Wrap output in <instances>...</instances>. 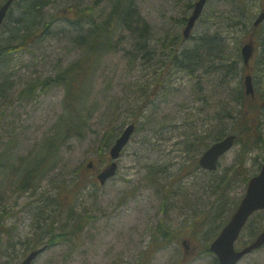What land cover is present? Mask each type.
<instances>
[{"label": "rangeland", "instance_id": "374dc122", "mask_svg": "<svg viewBox=\"0 0 264 264\" xmlns=\"http://www.w3.org/2000/svg\"><path fill=\"white\" fill-rule=\"evenodd\" d=\"M75 1L84 5L92 0H57L48 4L43 14L48 18ZM134 1L152 28L148 59H141L143 55L139 57L136 53L125 59L134 39L126 31L117 32L112 40L115 48L103 54L93 80L92 97L96 98L98 110L93 111L92 129L84 139L68 140L60 165L65 167L56 170L55 175L59 174L56 181L44 179L42 186L26 192L13 190L10 168L0 167V213L4 217L0 229V264H19L26 249L49 243L51 237L58 241L50 244L33 264H216L215 255L206 247L209 249L235 203L244 195L246 178L259 172L264 162V143L256 140L255 132L252 137L251 133L243 135L223 156L214 173L203 172L198 160L214 142L213 135L225 136L235 128L240 130V106L238 94L234 93L243 90L240 82L246 73L252 72L255 63L243 74L240 68L226 72L227 87H221V97L219 89L213 88L217 77L211 69L210 74L204 71L208 66L203 60L200 63L203 68L195 74L172 69L167 83L170 93H165L155 86L152 69L155 62L169 61L171 48L176 50L177 44L171 48L166 45L171 43L170 38L181 35L183 19L190 15L196 0ZM253 4L254 21L264 7V0H253ZM227 7L222 0H208L193 29V37L179 43L177 55L187 47L192 48L200 35L212 33L207 30L214 27L212 22L217 18L211 14ZM16 11L17 8L14 15ZM221 28L233 36V28L224 25ZM52 29V34L45 36L39 46L33 44L24 53L18 51L16 58L22 63H10L9 72L18 86L30 79L57 74L59 60L66 66L79 57L80 51H70L66 46L71 45L78 32L74 29L68 32L70 25L64 20L56 22ZM235 36L247 39L245 32ZM234 41V38L230 41L231 50ZM40 48H46L47 53ZM140 85L155 92L144 108H139L146 101L141 100ZM228 87L232 94L229 101L223 94ZM198 89L205 98L198 97ZM63 96V88L54 86L33 99H15L13 105L0 107V111L9 113L10 121L7 125L0 122V134L4 128L11 129V141L16 143L10 152L16 157L19 154L27 157L38 146L62 114ZM107 109L111 113H105ZM136 114L137 128L117 159V174L99 184L97 172L111 161L109 148L103 154L97 151L107 120L117 116L121 126L119 136ZM262 119L264 122V116ZM262 129L264 137V124ZM0 138L4 147L9 138ZM203 139L209 144L207 147ZM91 160L96 166L88 169L86 164ZM76 167L86 188L76 195L57 196V185L66 184L60 176L73 183L71 179L77 175L71 173ZM45 198L49 199L48 204H43ZM222 200L224 209L218 215ZM263 227L264 215L257 212L237 247L255 237L252 229L260 232ZM183 240L187 241V248ZM239 264H264V247L245 256Z\"/></svg>", "mask_w": 264, "mask_h": 264}, {"label": "trees", "instance_id": "16d2710c", "mask_svg": "<svg viewBox=\"0 0 264 264\" xmlns=\"http://www.w3.org/2000/svg\"><path fill=\"white\" fill-rule=\"evenodd\" d=\"M54 1L57 0H14L0 29V107L13 105L15 99L18 101L33 99L54 86L62 87L64 90L62 114L54 126L48 129L47 134H43L42 141L35 149L30 150L27 157L20 154L16 157L13 152H10L14 146L16 147V143L11 141L13 136L11 129L8 131L7 128H4L0 134V136L9 138L5 142L4 147L1 146L0 138V167L4 169L10 168L9 171L13 174V190L22 192H26L30 188H39L42 186L44 179L56 181V177L59 174L55 175V172L64 162L68 140L71 138L84 139L91 131L93 111L98 110L96 98L92 97L95 88L93 80L100 68V59L103 54L114 50L115 46L112 40L117 32L121 31L120 33H123V31H126L134 39L132 49L124 55L125 59L130 58L134 53L139 57L143 55L141 59H148L146 55L150 53L148 39L152 34V28L135 7L134 0H92L91 3L84 5L75 1V3L67 5L64 10L52 13L51 16L46 18L43 11L48 4ZM222 2L223 4L225 2L229 7L225 10L218 9L211 14L212 17L217 18L216 21L212 22L214 27L211 30H207L212 33L200 35L192 48L187 47L177 55L179 43L183 42L182 36L177 34L169 39L171 43L166 46L171 48L177 44L178 49L171 48L172 52L169 54V61L154 63V68L152 69L155 78L154 84L169 94L170 89L167 83L169 82L168 77L171 76L172 69H181L195 74L203 68L200 63L204 61L207 62L206 65L208 66V69L203 68L204 71L210 74L208 70L211 69L212 74L217 77L218 82L213 88L219 89L220 93L218 95L221 97V87L223 86L222 89L227 87L224 86L226 72L239 68L242 74L246 71L247 67L244 64L241 65L243 59L240 47L243 41L253 39L256 45V53L250 62V67L251 63H255L251 72L254 79L255 97L247 95L243 88V82H240L243 90H240L239 93H234L238 94L240 106L238 117L240 130L235 128L231 133H236L240 142L243 135L251 133L250 136L252 137V132H255L256 140L264 143L262 129L264 124L262 119L264 116V23L258 27L253 26V0H222ZM101 5L102 7L99 8ZM15 8H17V15H14ZM105 8L109 9V11L107 12ZM59 20L68 22L70 25V31L68 32L73 31V29L78 32L79 35L74 36L75 39L70 41L71 45L67 44L66 46L70 51L73 49L80 51L79 57L70 61L66 66L61 63L62 60H59L57 74L47 75L42 79H30L24 85L18 86L16 80L12 78L13 74L9 72L10 63H22L16 58L18 51L22 50L21 52L24 53V49L30 48L33 44L39 46L45 36L52 34L53 25ZM185 20L183 19V24ZM222 25L227 28H233V36L230 37V34L221 28ZM238 32H241V34L245 32L247 39L245 36L236 37L235 35ZM232 38L235 41L231 50L230 41ZM46 48L40 49L45 50L46 54ZM230 53L232 56H230ZM20 78L22 79V77ZM200 89L197 90L198 97L205 98V95L199 93ZM140 90L142 91L141 100L146 99V101L139 108H144L155 92L150 88L145 89L142 85H140ZM223 94L227 95L229 101L232 95L231 88L228 87ZM225 109H227V103ZM108 111V109L105 110V113H111ZM220 111L218 110L217 113H220ZM8 114L5 110L0 111V122H4L3 124L5 125L10 123L9 118H7ZM138 116L137 114L135 115L133 122H137L136 118ZM118 123L117 116H115V119L107 120L104 133L101 135L103 137L97 148L100 154L110 148L118 137L117 132L121 128ZM235 130L239 132L237 133ZM223 135L220 133L213 136L217 140ZM203 143L204 147L209 145L204 142V139ZM64 167L65 165H62L60 169ZM78 170L79 168L76 167L73 169L74 172L71 173L75 174V176L77 175L75 179H71L73 183L61 176V182L66 180V184L61 186V184L51 183L52 186H58L57 196L59 194L65 196L69 194L76 195L81 190H84L86 186L83 185L84 178L82 174H78ZM248 180L249 178H246V182ZM45 196L43 195V198ZM48 202L49 199L45 198L43 204H48ZM237 204L238 202L235 203L231 213ZM224 205L225 201L222 200L219 205L220 211L217 212L218 215L222 213L221 210L224 209ZM260 213L264 215V211ZM254 216L251 217L246 228L251 225ZM1 218L3 219L4 217L0 213V227ZM252 232H256V236L259 231L252 229ZM161 236L164 237L165 234H161ZM57 241L58 239L51 237L49 244H54ZM206 248L209 251L208 247Z\"/></svg>", "mask_w": 264, "mask_h": 264}, {"label": "water", "instance_id": "95a60500", "mask_svg": "<svg viewBox=\"0 0 264 264\" xmlns=\"http://www.w3.org/2000/svg\"><path fill=\"white\" fill-rule=\"evenodd\" d=\"M13 0H7L0 6V26ZM207 0H197L192 14L187 20V25L183 31L184 38H189L191 30L194 27L197 19L200 17ZM264 21V10L257 16L254 25L258 26ZM255 47L253 41L247 42L242 47V54L245 63L248 65L253 56ZM245 87L247 94L254 95V86L252 76L245 77ZM135 125H129L120 137L117 138L112 146L110 153L115 159L120 155L121 150L128 143ZM236 136L228 135L224 139L214 143L201 157L200 164L204 168L216 169L219 157L228 151L234 144ZM92 163L89 164L91 166ZM117 163L114 161L106 167L99 175L101 182L114 175L116 172ZM264 209V163L260 172L249 180L246 193L242 198L239 206L231 217L228 224L222 229L219 236L212 242L210 249L215 252L218 257L219 264H237L239 260L246 254L264 245V229L257 238L245 246L241 250L235 248V242L240 236V233L248 221L249 217L257 210ZM44 250V247L39 248L29 254L21 264H31L32 260Z\"/></svg>", "mask_w": 264, "mask_h": 264}]
</instances>
